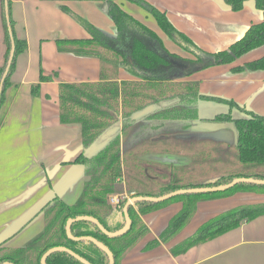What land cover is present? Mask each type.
<instances>
[{
  "label": "crops",
  "instance_id": "crops-1",
  "mask_svg": "<svg viewBox=\"0 0 264 264\" xmlns=\"http://www.w3.org/2000/svg\"><path fill=\"white\" fill-rule=\"evenodd\" d=\"M11 1L16 35L25 40L28 46L17 56L11 84L0 108V245L6 249L25 246L45 227L43 207L56 196L68 204H74L89 178L85 166L74 162L84 151L81 125L63 123L60 118V83L117 81L121 87L122 81L141 80L126 67H116L111 62L104 63L101 58L77 54L71 44H61L62 49L58 45V41L91 38L90 33L63 7H68L105 34L116 37L118 26L108 13L106 0ZM146 1L166 12L177 29L208 52L229 48L252 24L264 20V11L258 10L252 0L247 1L241 11H233L224 0ZM116 2L124 11L153 30L170 52L195 58L170 39L157 19L143 7L129 0ZM4 34L0 0V66L5 62L7 49ZM263 55L264 46L247 53L236 64ZM232 66H211L192 75L176 78L173 82L199 83L202 95L234 100L240 106L264 115V70L234 73ZM42 73L57 75L50 81H41ZM177 83H172L171 87L170 84L163 85L166 96L184 93L185 88L176 86ZM37 84H40V93L34 95L32 88ZM210 103L221 102L198 101L200 118L213 117L202 115L203 108ZM229 110L230 107L226 112ZM233 115L240 117L243 113L234 109ZM212 124L216 123L196 120L186 128L179 121L145 116L121 131V135L126 134L125 141H121L122 159L124 161L123 155L128 152L132 158L136 157L138 161L144 159L140 162L153 168V165H149L153 162L163 168L174 166L176 162L178 166L181 161L191 164L195 150L204 147L212 150L216 164L231 165L233 163L229 154L231 152L233 156V141L237 143L235 132L224 124L215 130ZM171 131L178 132L176 135L180 136L175 138L179 144L176 153L169 152L167 148L155 152L151 151V146H147L148 143L156 147L167 145L172 137L169 134ZM212 131H220L222 138L212 140L199 137V134ZM194 134L199 139L194 143L195 148L191 143ZM202 140L206 143H202ZM152 170H145L147 173L142 183L137 177H128L123 168L121 181L124 183V192L114 195L132 196L142 190L140 187L143 184L162 187L171 182L162 177L158 179ZM156 171L158 173L160 170ZM257 172H264V167H257ZM221 175L224 174L197 184ZM263 202L264 193L251 191L201 200L190 222L176 236L148 249V242L159 238L170 219L182 209L183 203L172 202L153 210L141 216L149 232L125 253L121 264H264V215L244 221L239 227L195 245L182 254L174 255L171 251L175 245L195 233L203 223L222 212L241 205Z\"/></svg>",
  "mask_w": 264,
  "mask_h": 264
},
{
  "label": "trees",
  "instance_id": "trees-1",
  "mask_svg": "<svg viewBox=\"0 0 264 264\" xmlns=\"http://www.w3.org/2000/svg\"><path fill=\"white\" fill-rule=\"evenodd\" d=\"M9 1L10 24L16 43L15 55L4 83L0 98V108L6 97L5 93L11 84V76L15 70L17 56L28 46L25 40L19 39L15 31V21L11 14L12 1ZM108 13L118 26V35L111 37L92 23L71 11L63 9L79 22L91 35L89 39H73L58 41L71 44L77 54L101 58L104 63L111 62L116 67H126L139 77L138 81H117L109 83H60V118L63 123L81 125L84 151L76 158L75 163L85 166L88 180L84 184L81 196L74 204H68L56 196L42 209L45 213L44 229L30 239L25 246L6 249L0 245V263L10 261L16 264H42L44 253L54 246H67L93 264H108V254L90 240H75L68 237L66 224L69 218L77 215H91L110 231L121 229L125 225L124 207L127 198L112 205L109 197L124 192L123 159L121 148V132L98 143L104 132L120 123L125 130L133 122L132 115L152 105L154 109L146 116L153 119L179 121L189 128L196 120L215 123L234 122L237 131L238 159L249 167L264 166V115L240 106L234 100L215 96L202 95L199 83L173 82L174 79L192 75L215 65H233L234 73L264 70V55L245 62H236L247 53L264 46V20L252 24L244 35L229 48L208 52L199 47L188 35L177 29L168 18L166 12L146 0H129L150 12L160 27L176 44L192 53L195 58L182 57L170 52L162 39L150 28L124 11L116 0H106ZM233 11H241L250 0H224ZM258 10L264 11V0H252ZM2 19L5 43L7 46L5 62L0 66V82L8 64L12 39L6 18L5 0H1ZM177 62L178 64H176ZM55 75L41 74V81H50ZM180 85L185 88L179 95H165V84ZM162 85V87H161ZM167 87V89L169 88ZM173 90V88H169ZM34 95L40 93V84L32 88ZM120 98L122 111L120 110ZM216 101L229 105L228 112L218 113L211 118H200L198 101ZM234 109L243 113L240 117L233 115ZM121 130V131H122ZM97 145V146H96ZM250 176L264 179V172L228 173L200 184H180L171 180L155 192L139 190L132 196H161L180 188L216 186L232 181L235 177ZM240 191L264 193L263 184L239 183L233 188L219 192L181 194L162 202L137 201L129 206L132 219L131 228L119 237H110L99 226L88 220H79L72 224V232L76 237L92 236L110 247L115 257V264H121L125 253L134 247L149 232L148 226L141 216L159 209L172 202L181 201L182 209L169 221L159 238L148 242L146 248L159 246L176 236L192 219L201 200L233 195ZM264 215V202L241 205L222 212L203 223L195 233L171 251L174 255L182 254L191 247L214 239L229 230L239 227L244 221H250ZM48 264H84L66 251H56L47 258Z\"/></svg>",
  "mask_w": 264,
  "mask_h": 264
},
{
  "label": "rangeland",
  "instance_id": "rangeland-1",
  "mask_svg": "<svg viewBox=\"0 0 264 264\" xmlns=\"http://www.w3.org/2000/svg\"><path fill=\"white\" fill-rule=\"evenodd\" d=\"M229 109V107L227 105L221 104V103H210L207 104V107H204L202 110V115L203 116H215L218 113H222V112H226ZM216 125V126H215ZM215 125L212 124V126L216 127L215 130L217 129V127L222 126L220 125V123H216ZM178 132L176 131H171L169 134L170 136H174V138L172 139V137H170V142L165 145V144H161L160 146L156 147L154 144L148 143L147 146H151L152 150L151 151H155V152H160L161 150H165L164 148H167V150H169V152H175L178 151L177 147L179 144L177 143L175 138H179L180 136H177ZM196 134L193 135V138H191L193 141H191L192 146H194V148L196 147V145L194 143H197V141L199 140L197 136H195ZM200 138H206V139H220L222 138L221 132L220 131H212L208 134L202 133L199 134ZM126 138V134H122L121 135V141L124 139L125 141ZM197 138V139H195ZM120 141V143H121ZM202 143H206L204 142V140L201 141ZM232 142V141H230ZM233 143L235 144V150L233 151V156L230 152L229 157L232 161L233 164L231 165H225V164H221V163H215V158L213 157L212 154V150L206 149L204 147H201L200 149L195 150L194 156H193V161L191 164H187L186 162H179L178 166L176 165L177 162L175 164H173L174 166H166L163 168L162 165L156 164V163H150L149 165H153L154 168L152 166H148L147 164H145L144 162H140V161H144V159H141L140 161H138V158H132L133 156L128 153L125 152L123 157H124V171L125 174H127V176L129 177H137L138 180H140L141 182L145 179L144 175L147 173L145 172L148 170H152L151 172L153 174H157L158 179H160L161 177L167 180H173L175 182H179L180 184L186 185V184H197V182H201L204 181L206 179H210V178H214L216 176H218L219 174H228V173H246V174H251L255 171H257V168H253V167H249L246 164L240 162L239 159L237 158V155L235 153L238 152L237 150V146L235 143V140L233 141ZM214 144V143H213ZM145 151V150H144ZM235 155H236V159L235 160ZM177 157V156H176ZM233 158V160H232ZM138 161V162H137ZM178 161V160H176ZM240 163V166H239ZM158 166V167H157ZM264 167V166H263ZM156 168L159 169L160 171L154 170ZM259 168V167H258ZM152 179V178H151ZM150 179V180H151ZM153 180V179H152ZM144 183V182H142ZM150 183H154V181H150ZM160 186L156 185V186H152V185H142L140 187V189L142 190H147V191H151V192H155L157 190H159ZM114 195V194H113ZM112 196V195H111ZM110 196V197H111ZM109 197V201L111 202ZM131 197L130 195H123L122 199L125 198H129Z\"/></svg>",
  "mask_w": 264,
  "mask_h": 264
},
{
  "label": "water",
  "instance_id": "water-1",
  "mask_svg": "<svg viewBox=\"0 0 264 264\" xmlns=\"http://www.w3.org/2000/svg\"><path fill=\"white\" fill-rule=\"evenodd\" d=\"M5 9H6V18L8 20V24H9V32H10V36L12 39V47H11L7 67L5 69V72H4L2 79H1V82H0V98H1V95L3 93L4 83H5V80L8 76L9 69H10V66L13 62V58H14L15 50H16L14 32H13L12 26L10 24V9H9V1L8 0H5ZM175 63L178 64L177 62H175ZM153 109H154V106L149 105V106L145 107L144 109L135 112L132 115V120L136 121L138 119H141V118L147 116ZM220 124H224V125H226V127H231V129H233V131L235 132V139L237 140L236 125L234 122L220 123ZM121 130H122V123L107 129L104 132V134L100 137L98 143L109 139L110 137L116 135L118 132H121ZM239 183H253V184H263L264 185V179L254 178V177H250V176H239V177H235L232 181H230L228 183L220 184V185H216V186L180 188V189H176L174 191L168 192L166 194H163L161 196H131L127 200V203L124 207L125 225L121 229L116 230V231H110L100 222V220L98 218H96L94 216L77 215L75 217H71L68 219L67 224H66V232H67L68 237L71 239H75V240L85 239V240H90V241L94 242L98 247L103 249L108 254V256H109V263L108 264H115L114 253L112 252V250L110 249V247L108 245H106L104 242L99 241L97 238L92 237V236L76 237L72 232V224L76 221H79V220L92 221V222L96 223L99 226V228L108 236L119 237V236L127 233V231L131 228L132 219H131V216L129 214V206L134 205L137 201L145 200V201H153V202H162V201L168 200L170 198H173V197L181 195V194L225 191V190H228L230 188H233L234 186H236ZM56 251H66V252L70 253L71 255H73L74 257H76L77 259H79L84 264H93L90 261H88L86 258H84L81 255H79L78 253H76L74 250L68 248L67 246H63V245L54 246V247L48 249L44 253V255L42 256V259H41L42 264H48L47 263L48 256L51 253L56 252ZM0 264H16V263H13L10 261H5V262L0 263Z\"/></svg>",
  "mask_w": 264,
  "mask_h": 264
},
{
  "label": "built area",
  "instance_id": "built-area-1",
  "mask_svg": "<svg viewBox=\"0 0 264 264\" xmlns=\"http://www.w3.org/2000/svg\"><path fill=\"white\" fill-rule=\"evenodd\" d=\"M122 197H123V195L122 196H120V195H112L110 197L111 204L114 205V206L117 205L120 202V200L122 199Z\"/></svg>",
  "mask_w": 264,
  "mask_h": 264
},
{
  "label": "flooded vegetation",
  "instance_id": "flooded-vegetation-1",
  "mask_svg": "<svg viewBox=\"0 0 264 264\" xmlns=\"http://www.w3.org/2000/svg\"><path fill=\"white\" fill-rule=\"evenodd\" d=\"M44 215H45V213H44ZM46 218V217H45Z\"/></svg>",
  "mask_w": 264,
  "mask_h": 264
}]
</instances>
